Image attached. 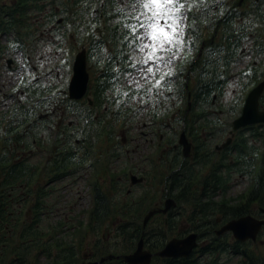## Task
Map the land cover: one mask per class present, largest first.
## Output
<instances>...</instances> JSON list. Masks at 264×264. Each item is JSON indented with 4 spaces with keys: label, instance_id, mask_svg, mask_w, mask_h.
<instances>
[{
    "label": "rangeland",
    "instance_id": "rangeland-1",
    "mask_svg": "<svg viewBox=\"0 0 264 264\" xmlns=\"http://www.w3.org/2000/svg\"><path fill=\"white\" fill-rule=\"evenodd\" d=\"M105 1L107 0H44L42 2L45 9L41 15L32 13L29 17L22 19L25 21L21 24L22 30L20 33L22 34L19 36L22 40L18 39L17 32L2 36L1 39V44L6 45L8 49L0 62V120L5 119L9 123L12 120V118L9 119V116L15 106L35 107L26 102L29 93H41L40 99H42V93L44 95L50 89L52 92L47 94L49 102L45 103L43 109L36 110V116L31 122H37L29 128V125L25 126V128L31 130L29 135L31 140L32 137L33 139L39 137L43 142L44 148L42 147L41 152L38 153V150H36L35 157L31 159L28 158L30 152L27 151L24 153L27 158L20 159V155L23 154L20 152L21 148L18 144L14 147H12L14 144L7 146L6 142L8 140L6 139L11 134H9L10 131L9 133L7 131L8 126L2 124L0 125V157L7 155L12 162L17 163L23 160H31V162L29 161L31 165L40 166L41 169H44L47 160L55 156L52 153L54 149L51 145L59 137L66 148L73 149L80 156L84 155L85 151L88 150L87 148H89V152L90 150L92 152L93 156H89L88 162L84 164L85 168L79 169L74 176L56 184L54 195L52 198H48L49 203L56 204L53 209L54 216L49 221L44 220L41 226L42 232L46 233L50 223L57 226L64 220L66 222V220L71 221L73 219L69 223L64 237L67 242L70 239H78V248L82 255L94 254L93 245L96 237L88 228V217L92 208V183L96 177H100L102 189L109 192L113 201L118 198L121 201L130 199L126 202L136 204L145 199L144 204L146 207L151 202L161 204L165 201L163 197L166 191L165 186L162 184V178L152 175L153 161L155 160L157 163L163 153L169 154V151L171 152V147H165L168 138L173 139L181 136L184 127L181 118L184 116L187 106L190 103L192 104L191 101L185 103L184 99L179 97L178 85L181 84H179L177 73L182 71L184 79H191L192 85L196 84L197 77L192 70V63L197 58L199 60L198 53L200 49L197 43L202 38L207 39L209 42L211 36H213L215 30L213 23L216 20L215 18L211 19L208 10L211 9L212 3H219V1L215 2L214 0H204L199 6L194 5L190 11H187L188 19L184 21L183 37L186 43L176 52V57L173 59L170 68L160 65L161 70L156 71V64L151 62L148 65L137 63L135 58L143 57L145 53L138 50L139 41L134 40L133 36H128L129 40H126L130 43V49L127 54L130 59L131 71L126 73L122 79L116 81V84L112 85L106 94L109 101L116 100L119 102L117 106L109 105L106 102L102 107H95L93 104L91 106L89 104V99L93 98L92 92V96L85 97L80 101L69 99L68 88L73 75V64L76 55L83 48L87 50L90 48L95 34V40L102 39L103 37H109L112 28L119 27V29H123L125 24H128V20L131 21V24H138V21L129 15L131 12L130 0H115L114 8L107 13L105 11ZM116 13L120 15L117 14L110 20L111 16ZM60 19H62V23L58 24L57 22ZM123 23L124 25H122ZM241 24H238V26ZM247 30L249 31L248 39H245L243 46L233 53L234 63L224 76L227 84L219 89L221 92L217 90L221 94H213L210 102L204 104L200 101L195 108L199 117H202V113H205V118L216 122L219 127L232 124L239 117L244 100L255 83L243 88L248 82L245 76L248 78L253 77L259 72L262 73L261 81L264 79V32L258 26L247 28ZM142 33L143 29H140L137 34ZM251 33L259 37L258 42L254 40L256 44L253 40H250L255 38L251 37ZM13 38L16 40V44L12 43ZM192 43H195L194 48ZM106 48L108 54H110L112 49L109 47V43L106 44ZM200 58H203V55ZM254 62L257 64H254ZM149 66L156 71L155 76H151L145 71ZM102 67V64H98L95 58L88 60V71L91 77L90 87L94 85V81L100 75ZM165 72L168 73L165 79L171 78L170 88H166V93L154 87L156 80ZM144 76L149 78L144 79ZM131 89L134 91L133 95L128 96L127 100L117 98L121 93L126 96L127 91L129 92ZM158 91H162V94H157ZM67 99L81 103L68 107ZM37 101L39 100L35 102ZM91 101L93 102V100ZM88 104L90 108L87 107ZM47 108L51 109L46 111ZM69 108L71 110L67 112ZM52 110H54V116L57 117L53 119L51 117L44 118L46 112L50 113ZM73 111L74 114H72ZM192 113L193 111H190V114ZM40 115H42L41 119L38 118ZM195 117L196 113L189 117V121L194 122ZM91 120L93 127L97 123H102L101 128L105 131H113V138H107L106 132H102L103 138L94 139L93 136L90 139L93 146L85 144L87 133L85 126ZM61 124L63 125L61 126ZM107 125H109V129L105 128ZM57 126L60 127L59 130ZM64 127L69 129L74 127V130L69 132H74L72 140H64V137L60 136L61 129ZM90 128L93 129L92 126ZM95 132L97 133L96 128ZM223 138L227 139V135ZM247 143L249 147L255 146V154H258L259 151V157L264 158V141L263 143L255 141L247 133ZM115 155L116 157H113ZM148 159L150 163L146 162ZM99 162H101L102 168ZM92 164H95L96 168ZM105 167L108 168L111 175L107 174ZM136 167L148 171L145 176H137L138 178L145 177V183L132 186L128 178L127 184L122 185L123 190L119 191L115 179L124 176L125 173L128 174L130 170L134 171ZM119 170L121 171L118 173ZM46 172V170H41L38 175L33 177V181H37L36 185L47 183L49 178L46 176ZM250 185L253 186V183L249 179H239L238 181L234 179L227 194L219 192L216 200L221 201L224 198H232L236 202L242 200V195ZM148 195L151 198H147ZM169 199L174 200L177 207L176 200L174 198H168L167 200ZM19 205L16 207L21 210ZM153 207L154 205L150 210ZM147 213L143 216L142 222H144ZM116 223L118 221L111 219L108 225H104L103 228L100 227V236H103L109 242H114ZM100 225H102L101 222ZM182 229H184V226ZM81 240L82 242H80ZM255 244V249L262 248L259 243ZM205 261L212 260L205 257Z\"/></svg>",
    "mask_w": 264,
    "mask_h": 264
},
{
    "label": "flooded vegetation",
    "instance_id": "flooded-vegetation-1",
    "mask_svg": "<svg viewBox=\"0 0 264 264\" xmlns=\"http://www.w3.org/2000/svg\"><path fill=\"white\" fill-rule=\"evenodd\" d=\"M42 1L44 2V0H1L0 3L4 7L3 13L6 23L5 29L10 30V32L3 31L2 36H7L12 32H17L18 39L22 40L21 37H19L22 34L20 33L22 30L21 24L25 23V21L22 19L29 17V15H31L32 13L41 15V13H43L45 9V5H43ZM214 1H219V3H212L211 9H209L208 7V12L210 11L211 14L209 16H211V19L215 18L216 20L215 23H213V25L215 26L213 36H211L209 42L207 41V39L202 38V40L197 43V46H199L200 49L198 55L200 57L202 55H210L211 61L208 60L206 61V63L203 62L199 64V69L197 67L195 71L197 72L196 77L198 75L207 78V80L210 79L217 82L220 79L222 82H224L223 84L220 83L219 85L222 89L225 86L224 84H227V80L224 76L234 63V47L236 46L239 49L245 43V39H248L247 35L249 31L247 30V28H254L255 26H258L260 27L261 31L264 32V0ZM57 23L61 24L62 19H60ZM240 23L242 24L238 26V24ZM235 24L237 25V27ZM254 35V33H251V37L255 38H252L250 40H257L258 42L259 37H257V35ZM95 36L96 34L93 36L92 40H95ZM12 41V43L16 44V40L14 38L12 39ZM255 41L254 44H256ZM192 45L194 48L195 43H192ZM2 46H4V48L2 50V53H0V62L2 61V57L4 56L6 50L8 49L6 45ZM91 46L92 42L90 48ZM90 48L88 50L86 48L82 49L87 51L88 60L90 56ZM129 49L130 47L126 48V51L124 50L121 55V58L123 60L125 56L127 57V62H130L129 55L127 54L129 53ZM126 63L123 64V69L125 68L124 65ZM118 64L120 66V62H118ZM254 64L257 63L254 62ZM190 71L191 69L189 70V73ZM183 77L184 75L182 71H178V81L188 80L184 79ZM189 81H191V79H189ZM90 88L91 87L89 86L88 94L86 96L87 98L91 95L92 92L90 91ZM161 90L166 93V88ZM262 96H264V94ZM214 98L216 97L214 96ZM246 98L244 100L243 107L246 102ZM261 99L262 97L260 98V110H264L261 106ZM91 100H93V98ZM33 109L37 110L36 107H33ZM41 109H43V107L38 108V110ZM50 109L51 108H47L45 110L48 111ZM49 117H51L52 119L57 117L54 116V110H52V112L50 113L46 112L44 118ZM10 118L11 114L9 116V119ZM38 118L41 119L42 115H40ZM32 119L30 120V123H28V128L37 122L36 121L32 123ZM0 122L1 125L8 124L5 119L0 120ZM62 125L63 124H61V126ZM207 125L208 124L203 125L200 122H196L190 123L189 126L183 127L181 135L183 133H185L186 135L187 144L189 145L188 156H185L184 146L180 144V136L179 138H168V143L165 145V147H171L172 153L170 151L169 154L163 153L161 155V158L157 160V163L155 162V160L153 161L154 163L152 167V175L161 177L162 184L165 186L166 192L164 194L163 200L166 201L168 198H173L169 197L168 194L171 193L172 190L176 191V188L178 187V183L173 180V178H176L175 170H172V166L177 162V160L181 162V166L185 171L192 170L194 167H197L201 172V174L200 172H198L197 175H202L203 177L209 174V168L215 169V167H220L221 171L223 173H226L228 169V163L229 166L233 169L232 172L234 174V177L232 179V182L234 179H236V181H238L239 179H249L251 181L249 166L245 162V160L239 159V156H241V154H248L249 152L247 133L251 135V128L261 127L260 129L264 131V126L254 125L240 129L238 131H234L233 122L232 124H229L227 126L223 125L221 127H219L216 122L212 123L211 128H207ZM192 126H194L195 130L192 129ZM200 126L203 127L201 128ZM57 128L58 130L60 129L59 126H57ZM226 130L228 131L226 132ZM30 132L31 130H25V132H23L24 138H29ZM67 132V130L62 128L60 136L64 137V140H72V138L74 137V132L69 134H67ZM225 135H227V139L223 138ZM57 142H60V144H62L60 137L55 139L54 143ZM261 143H263V141ZM14 146H17V144L15 143L14 145H12V147ZM19 147L21 148L20 152L23 153L20 155V159L27 158V155L24 154L27 151L30 152L28 154V158L32 159L33 157H35L34 153L36 152V150H38V153H40L42 147L44 148L43 142H41L39 137L32 140L31 146H27L25 143H23L19 145ZM208 152H211L213 160L210 164L203 166L202 160L205 156L208 155ZM113 157H116V155ZM55 158L57 157L53 156L52 159H48L44 169H41L40 166L31 165V160H29L30 162L28 160H23L19 163H12L21 164L25 162V166L33 169V174L35 177L40 173L41 170H46V174L51 171L54 174L56 165L55 163L53 164V162H55ZM8 160L12 161L9 158ZM197 160L199 161V163H197ZM148 161L149 159L146 162L150 163ZM99 163L100 167L102 168L101 162ZM82 168H85V165H79L78 170ZM120 171L121 170H119L118 173ZM147 173L148 171L146 169L136 167L134 168V171L130 170L128 174L125 173L124 176L117 177L115 180H117L118 190H123L122 185L124 186L127 184L128 178L132 186H135V184L143 185V183H145L146 181V178H138L137 176H145L147 175ZM232 182L230 183L231 186ZM36 183L37 181H33L32 178L31 180L28 179L16 188L8 189L10 196L11 193L17 192L14 200L16 201L17 206L18 204H20L19 207L21 208V210L15 208V210H18L17 215L19 217L21 226H19L17 230L20 239L14 244V247L17 248V252L14 254V256L17 255L18 258L21 259V262L23 264H84L90 262L93 255L81 254L78 248V239H70V241L67 242L66 238L64 237L69 227V223L73 221V219H71V221L66 220V222L64 220V222L58 224V228L56 229L57 233L55 235L44 236L45 233L42 232L41 226L43 225L44 220L49 221L51 217L54 216L53 209L56 204L49 203L48 198H52V196L54 195L53 193H55L56 191L55 186L57 182L48 179L46 184L41 185L40 183L39 185H36ZM158 184H160V182H158ZM182 184H185V182H183ZM203 184L199 186L200 189L203 188ZM259 187V198L261 199V202L250 200L252 191L256 189L254 186L250 185L246 192H244V194L242 195L243 197L240 195L242 197V200H238L237 202H230L229 207L225 209V212L223 210L216 211L218 208L223 209V206L220 202L210 203L209 205L212 207V209H214L212 213L215 214L214 218L216 220V223H211L209 226L207 225L208 219L202 220L201 218H197L195 219L194 224L189 222L187 215H189L191 211L190 206L187 203H182L180 209H177V207H175L174 209H170L166 214L156 213L151 221L155 220L156 217H159V219H162V221L165 222V229L167 231L171 232L174 229L176 230H174L172 235H169L170 237L166 240L165 245H163V247L161 248H159L160 245L151 238L150 243L148 242L145 244L144 242V250L152 254L151 264H205L206 262L207 264H264V224L255 241L249 239L245 242H242L235 237V234L232 231H227L224 234H219V231L223 226L227 225L233 220H237L240 218H246L250 216L256 220L264 222V185H261ZM184 189L185 188H183L182 191ZM163 203H154V207L152 208V210L164 209L165 203ZM236 209H238V212L236 216H234L233 211ZM9 215L12 214L10 213ZM174 220H178L179 224L178 226L172 225L173 227L170 228L171 225L169 224V221H171L173 224ZM152 224L153 223H149V226H151ZM83 226L85 227L84 224ZM183 226L184 229H182ZM49 229L52 230L51 226L49 227ZM11 231L12 228L9 222H7L3 228L0 227V236L1 234H4V242L0 244V249L6 248V250L8 251L11 247V239L8 240ZM60 232L61 234H59ZM190 234L198 235V247L189 257L162 258L159 256L158 253L164 249L169 241H171L172 239H183ZM224 242H226V244H224ZM255 243H259L260 247L262 248L255 249ZM122 257L123 256H121L120 258ZM205 257L210 258L212 261H205Z\"/></svg>",
    "mask_w": 264,
    "mask_h": 264
},
{
    "label": "trees",
    "instance_id": "trees-1",
    "mask_svg": "<svg viewBox=\"0 0 264 264\" xmlns=\"http://www.w3.org/2000/svg\"><path fill=\"white\" fill-rule=\"evenodd\" d=\"M104 4L105 11L107 13L108 11H110V9L114 8L115 0H107ZM3 10L4 7L0 3V53H2V50L4 48V46H2L1 44L3 31L10 32L9 29H5L6 23L4 20ZM117 14L119 13L113 14L110 20L117 16ZM130 22L131 21L128 20V24H125V27L123 29H119V27H116L115 29H110L111 34L109 35V37H103L102 39L99 38L97 40H92L89 60H93L95 58L98 64H102L103 66L100 75H98L97 79H95L94 81V85L90 88V91H92L93 93V103L95 107H102V105L106 102H108L109 105L113 104L117 106V103L119 102L116 100L109 101L106 97V94L110 90L111 86L116 84V81L122 79V77L126 73L131 71V66L129 62H127V57L125 56L124 60L121 58L123 51H126V48L130 47L129 41H126V39H128V36H132L130 28L126 27V25L131 24ZM122 25H124V23ZM107 43H109V47H111L112 49V52H110V54H108L106 48ZM237 50L238 48L235 46L233 52ZM198 57L199 61L197 59L198 62L195 61L192 63V70L195 73H197L195 71V68L197 69L198 67L199 69V64L203 63L204 61V63H206V61L211 59L210 55H203V58H200V56L198 55ZM118 62H120V66ZM124 63L126 64L124 65L125 68L123 69L122 66ZM261 74L262 73L257 72L256 75H254L253 77L248 78L247 76H245V78L248 79V82L243 86V88L252 85L254 82V86L258 84L261 81ZM220 83L223 84L224 82H222L220 79L218 80V82L210 79L207 80V78L198 75L195 85H192V82H190L189 79L187 81L179 82V84H181L178 85L180 99H184L185 103L188 101L192 102L191 110H189V106H187L188 108L185 109L184 116L181 118L182 122L184 123V126H189L190 123L200 122L203 125L208 124L206 127L211 128V125L214 122L205 118V113H202L203 116L199 117V114L197 113L198 111L195 110V108L198 106L200 101L204 104H207L211 101V97L213 96V94H221V91L219 90ZM50 90H48V92L44 95L42 93V99H40L41 93H29L26 102L30 103L32 106L34 105L37 109L39 107H44L45 103L49 102V99L46 98V96L47 94L52 92ZM217 90H219L220 92H217ZM133 92L134 91L131 89V91H127L126 96H124V93H121L118 95L117 98L120 100H127V97L133 95ZM189 94L191 95L190 98ZM36 100L39 101L35 102ZM80 103L81 102H74L67 99L68 107H73V105H79ZM261 106L264 109V96H262L261 99ZM87 107L90 108L89 104ZM70 110L71 108H69L67 112H69ZM190 111H193V113L190 114ZM36 112V109H33V107L26 108L15 106L13 108V110L11 111L12 120L9 121V123L7 124V131L8 133L10 131L9 134H11L7 138V145H12L15 143L18 145H21L23 143H25L27 146L32 145L33 139L31 140L29 138H24L23 132L28 129L25 128V126L28 125V123H30V120L36 116ZM194 113H196L194 122L189 121V117H191ZM72 114H74V111L72 112ZM91 123L92 120L89 121L88 124L85 126L87 131L85 144L87 143L93 146V144L90 143V139L93 138V136L94 139H97L98 137L103 138L102 132H106L107 138H113V131H105L103 128H101L102 123H97L95 127H93ZM91 126L94 130L91 128L89 129V127ZM108 126L109 125H107L105 128L109 129ZM200 127L202 128L203 126ZM95 128L97 129V133L95 132ZM260 128L261 127L251 128V137L255 139V141L262 142L264 141V131H261ZM64 129L67 130V134H69L70 131L74 130V127L71 129H69L68 127H64ZM192 129H194V126H192ZM51 146L54 149V151H52V153L55 155L54 157H57L55 158V162H53V164L55 163L56 167L54 174L51 171L46 174V176L49 178V180H53L54 182L56 181L57 184L60 183L62 180L64 181L67 178L74 176L76 174V171H78L79 165L83 166L84 164H86L89 160V156L92 155L91 150L89 152V148H87L88 150L85 151L83 156H80L78 155V152L73 151V149L71 148H66L63 144H60V142L53 143ZM255 151L256 147L252 145L249 147L248 154H241V156H239V159L245 160V162L248 164L251 174V182H253V186L256 188L252 191L250 195V200L261 202V199L259 198V186L264 185V158L259 157L257 153L255 154ZM212 160V154L211 152H208V155L205 156L202 160V165L206 166L210 164ZM197 163H199L198 160ZM93 166L96 168L95 164H93ZM227 166L228 169L226 173H223L220 167H215V169L209 168V174L204 177L202 175H197V173L200 172L197 167H194L192 170L185 171L181 166V162L179 160H177V162L172 166V170H175L176 176V178H173V180L178 183V187L176 188V191L172 190L171 193L168 194V196L173 197L176 200V202L178 203L177 209L181 208L182 203H187L190 206L191 213L187 215L190 223L194 224V221L197 218H201L202 220L208 219V226L211 223H216V220L214 218L215 214L212 213L214 209H212L209 204L220 202L223 206V209L218 208L216 211L223 210L225 212V209L228 208L229 203L234 201L232 198H224L221 201L216 200V197L218 196L219 192L227 194V191L230 190V183L232 182L234 174L232 172L233 169L229 166L228 163ZM106 171L107 174L111 175L107 168ZM33 173V169L25 166V162L21 164H13L12 161L8 160L7 155H2L0 157V227L3 228L4 225L9 222L12 228L10 237L8 238V240L11 239V247L8 251L6 250V248L0 249V264H23L21 262V259L18 258L17 255L14 256V254L17 252V248L14 247V244L20 239L17 230L18 227L21 226L19 222V217L17 215L18 210L15 211L17 205L16 201L14 200V197L16 196L17 192L11 193L10 196L8 189L16 188L28 179L31 180L34 177ZM183 182H185V184H182ZM202 184L203 188L200 189L199 186ZM92 185V208L89 212L88 228L91 229L92 233L96 237V241L93 245L94 260H100L110 255H113L115 257H121L130 254L136 249L141 239H143L146 244L148 242H151V238L157 244H159V248H161L163 247V245H165L166 240L170 237L169 235H172L174 230H176L174 229L171 232L167 231L165 229V222L162 221V219H159V217H156L155 220L149 222L153 223L151 226H149L148 223L146 228L143 227V216L151 209L154 204L153 202L149 203V205L146 207L144 204L145 199L142 200L140 203L136 204H130L126 202L130 199L121 201V199L118 198L116 201H113V199L110 197L109 192H106L102 189L100 177H96ZM183 188L185 189L182 191ZM147 198H151V196L148 195ZM237 212L238 209L234 210L233 215L236 216ZM10 213L12 215H9ZM111 219L118 221V223H116L117 225L115 229L114 242H109L106 238L100 236V227L103 228L104 225H108ZM100 222L102 223V225H100ZM169 224L171 225L170 228H172V225L178 226L179 221L174 220L173 224L171 221H169ZM50 226L52 230L48 229L44 236L55 235L57 233L56 229L58 228V225L55 226V224L51 223ZM82 234L84 233L82 232ZM3 239L4 234H1L0 244L4 242ZM224 244H226V242H224ZM104 264L127 263L122 258H115L113 260H107V262H105Z\"/></svg>",
    "mask_w": 264,
    "mask_h": 264
},
{
    "label": "water",
    "instance_id": "water-1",
    "mask_svg": "<svg viewBox=\"0 0 264 264\" xmlns=\"http://www.w3.org/2000/svg\"><path fill=\"white\" fill-rule=\"evenodd\" d=\"M10 65V63H9ZM90 83V73L88 71L87 51L82 50L76 55L73 64V75L71 77L68 93L69 99L74 101H80L88 94ZM264 93V80L255 86L248 94L246 102L244 104L241 115L233 121V130L238 131L240 129L254 126H264V110H260V98ZM90 104L93 102L89 99ZM191 104H189V108ZM180 144L184 146L185 156L189 155V145L185 133L181 135ZM176 207L174 200H167L165 208L162 210L150 211L143 222L144 227L155 216L156 213L166 214L170 209ZM264 222L256 220L252 217L240 218L229 222L223 226L219 231V234H224L227 231H232L235 237L245 242L249 239L255 241L258 233L260 232ZM198 247V235L190 234L183 239H172L167 243L164 249L159 252V256L162 258H179L189 257L193 251ZM115 256H108L100 259L99 261H90L84 264H104L107 260L115 259ZM119 258V257H118ZM123 260L127 264H151L152 254L144 250V240L141 239L138 243L137 249L129 255L123 257Z\"/></svg>",
    "mask_w": 264,
    "mask_h": 264
},
{
    "label": "snow or ice",
    "instance_id": "snow-or-ice-1",
    "mask_svg": "<svg viewBox=\"0 0 264 264\" xmlns=\"http://www.w3.org/2000/svg\"><path fill=\"white\" fill-rule=\"evenodd\" d=\"M203 2L204 0H130L129 15L138 24L126 27L130 28L134 40L139 41L138 50L145 53L143 57H136V62L144 65L149 62L156 64V71L161 70L160 65L170 68L176 52L186 43L183 37L184 21L188 19L187 11ZM140 29H143V33L137 34ZM145 71L151 76L156 74L151 66ZM167 75V72L161 75L154 87L158 90L170 88L171 78L165 80ZM148 78L144 76V79ZM157 94H162V91Z\"/></svg>",
    "mask_w": 264,
    "mask_h": 264
}]
</instances>
